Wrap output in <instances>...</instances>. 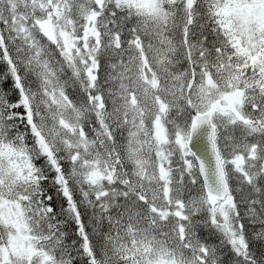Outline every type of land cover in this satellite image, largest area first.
Masks as SVG:
<instances>
[{
	"label": "snow or ice",
	"instance_id": "1",
	"mask_svg": "<svg viewBox=\"0 0 264 264\" xmlns=\"http://www.w3.org/2000/svg\"><path fill=\"white\" fill-rule=\"evenodd\" d=\"M0 264H264V0H0Z\"/></svg>",
	"mask_w": 264,
	"mask_h": 264
}]
</instances>
